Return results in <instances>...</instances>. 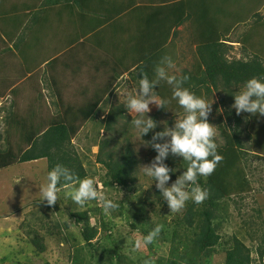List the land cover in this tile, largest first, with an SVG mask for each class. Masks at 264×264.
Masks as SVG:
<instances>
[{
    "label": "trees",
    "instance_id": "trees-1",
    "mask_svg": "<svg viewBox=\"0 0 264 264\" xmlns=\"http://www.w3.org/2000/svg\"><path fill=\"white\" fill-rule=\"evenodd\" d=\"M196 1L198 0H126L120 9L130 8V14L139 21L134 33L125 43L124 51L128 57L116 60L113 56V63L120 67L119 70L118 67L117 70L116 67L110 69L96 68V72L101 71V74L106 77L110 72L112 75L110 77L113 78L110 85L114 86L118 85L113 81L122 74L121 71L123 73L128 72L129 80L136 85L139 84L141 73L150 79L154 78V68L163 57H171L176 65L179 64L177 59L181 58L183 54L181 53L178 58L171 48L174 44L169 41L177 35L176 28L182 25L187 18H191L195 24V27L192 26L194 30L197 28L204 30L201 31V34L192 33L196 38L200 37L196 43V50H194L198 60L197 64L192 63L191 69L180 68L179 75L189 77L184 87L189 88L197 96H203L209 100L213 94L217 95V103L214 104V108L219 106L223 108V118L218 114L211 121L210 114L208 116L210 124L216 121L218 125L217 129L221 142L218 143L216 137L215 139L222 160L211 175L198 178L200 187L208 193L205 201L202 204H194L190 200L186 203L182 214L175 213L169 221L163 218L152 222L144 213L145 206L153 210L156 205L158 209H162L167 204L160 197L159 190L155 187L152 193L153 197L147 191L142 198V204L138 206V212L130 214V232H138L143 240V237L156 225L161 226L158 236L153 243L146 245V247L152 250L154 247H158V244H167L168 251L165 256L156 257L154 264H200L202 258H209L212 255H221L223 264H255L251 250L243 241L235 235L231 236L230 242L225 241L218 231L220 230L219 219L227 213L228 200H233V197L242 198L251 190V182L247 175L248 159L252 157L249 140L252 134L259 131L264 132V116L251 115L246 112L237 114L232 108L233 94L238 91L237 86H242L249 78L264 76V51L257 45L258 34L251 31V49L247 47L249 39L246 40L243 36L244 46L241 49V56L229 58L227 53L231 46L226 45L223 39L232 25L246 22L250 15L252 18L254 16L261 18L258 24H263L264 15H260L258 8L251 13V8L262 7L264 11V0H246V4L243 3V0H238L239 3L233 4V8H237L236 14L242 15L223 17L221 20L215 19L216 17L209 14L210 12L204 11L205 14L199 11V15L187 16V9H191V13L195 11L194 3L197 4ZM115 2L116 0H42L38 9L30 13L31 28L25 27L28 29L27 32H24L23 35H16L13 47H8V41L12 39L14 33L1 31L0 72L2 68L7 66L5 58L12 54L13 48L18 51L21 60L31 56L26 49L29 48V41L37 39L33 34V26H37L35 28L38 30L40 27L49 24L48 21L52 18H62L64 14H68L73 26L79 31L76 33L72 31L74 34L72 32L67 34V42L72 43L85 34L87 31L85 28L88 26L91 27L89 29H92L101 27L109 20L111 21V14L107 11V5L117 4ZM137 3H139L138 6L135 5ZM256 22L257 20H255ZM115 35L113 34L111 37ZM103 36L104 34L94 36L91 42L101 47ZM190 41L193 42L194 39L191 37ZM118 43L120 42L118 41ZM107 51L114 54L116 49H107ZM67 55L60 56L52 63L63 61V64L67 65V58H69V64L72 66L73 57ZM73 61L76 63L75 67L79 69L82 62L75 58ZM13 66L14 70H11L10 73L18 72L22 63H13L10 68L13 69ZM93 70L95 71V68ZM23 75L25 73L22 71L20 76ZM37 75V73H33L28 79L33 86L32 96L39 91V88L35 87ZM104 80L107 79L100 80L101 84L105 82ZM101 91L95 99L90 97L89 101L82 105L83 107L81 106L82 108L78 112L74 108L80 106H70L61 102L60 106L63 112L56 115L52 123L48 119V124H45L44 120H40L36 124L33 118L35 116L25 117L24 121L28 122L31 128L25 127L24 133H18L17 139L19 141H17L16 146L7 144V147L0 148V169L15 163L43 158L47 161V172L60 164L70 169L76 177L71 184L60 183L57 186L58 190L76 185L79 180L87 178V171L82 164L81 157L74 150L73 140L79 134L81 126L91 120V122H95V127L98 128L95 133L94 146L97 147L95 161L105 168V173L100 180L102 187L127 189L129 191L131 185L137 180L138 165V158L133 145L129 137L124 135L132 116L127 114L128 109L124 103L120 102L111 106L105 116L100 119L101 108L97 109V103L101 99V94L104 95L109 89L107 87ZM154 95L160 100H170L172 89L166 83L161 82ZM32 96L30 100L34 101ZM168 107L171 110L159 107L155 114L149 116L156 121L157 127L144 136L145 141L151 140L154 132L163 130L164 123H159L160 116L169 115L165 121L169 127L173 125L176 116H183V110L175 101H171ZM242 123H244L243 126H241ZM249 128L251 134L246 131ZM100 130L111 133L112 136L102 138ZM24 134L25 136H22ZM108 146L109 148L105 149ZM149 150L154 158L157 153L150 146ZM261 151L263 152V150ZM257 153L260 154V152ZM165 163L170 169L174 168V171L177 169V171L170 173L169 182H174L183 172V167L187 166L181 157L171 155ZM133 190L137 191L138 188ZM115 201L119 205L117 208L118 216H122L128 208L122 200ZM220 211H223L224 214H219ZM109 213L111 216L105 219V211L97 205L93 208L88 207L70 213L74 217V223L79 232L78 239L73 237L67 254V258L72 264H135L134 260L122 251L124 246H127L124 239L114 236L115 223L112 221L114 210L109 211ZM139 217H142L141 219L144 221L139 222ZM55 225L60 226L58 223ZM64 225L66 226V224ZM61 240L68 242L69 238L63 235ZM31 241L36 246L37 251L45 250L43 239L38 234H35ZM147 248L146 254L139 259H144V262H153ZM255 254L259 259L257 264H264V262L260 263L264 256L263 244L256 247Z\"/></svg>",
    "mask_w": 264,
    "mask_h": 264
},
{
    "label": "rangeland",
    "instance_id": "rangeland-1",
    "mask_svg": "<svg viewBox=\"0 0 264 264\" xmlns=\"http://www.w3.org/2000/svg\"><path fill=\"white\" fill-rule=\"evenodd\" d=\"M5 1L8 4L13 3L11 0ZM12 13L15 12L13 11ZM238 16L239 14H237V17ZM31 19L32 18L29 16V22ZM242 20L244 19L242 18ZM255 20H257L256 23ZM260 21L261 18L254 16V18H250V20L248 19V21L245 22V25L243 23H239V25L237 24L236 28H234L236 25H232L230 28L231 33L229 32V38L231 40L239 41L241 40V34L239 33L244 31L245 33L242 35L246 40L249 39V44H247V47L251 49V31L256 32L258 34L257 45L260 46L264 51V23L258 24ZM59 23V20L55 21V19L52 18L47 29L50 32L65 30L66 25H58ZM43 27V29H39L40 33L38 32L34 35L45 36L48 31L46 30L45 25ZM12 29L15 30L14 27H12ZM27 31L28 29L23 27L17 36L21 34L23 35L24 32ZM59 36L60 39L56 40L54 49H58L64 42L67 41V34L61 33ZM189 37H192V39L196 38L194 34H190ZM46 41L52 43L53 39L47 37ZM241 45L242 44L240 41L238 43L234 41L233 44L230 45L231 48L228 49L227 56L229 58L240 57L242 54ZM185 46L180 45L179 48H176V50L182 52L183 49L187 48V46ZM180 48L183 49L180 50ZM47 49L50 50L51 48ZM42 50L43 48L33 49L31 51V55L42 53ZM96 50V54L94 51L93 52L98 58V53L104 51V49H98L96 46ZM27 52L29 54L30 50H27ZM48 53L49 52H46V49H44L42 53L43 57H46V54ZM178 55L179 54H177V56ZM188 58L189 57L187 56H185V58H179L177 60L179 63L177 65L178 68H172L170 71H174V69L177 70L179 67L184 65L187 66L190 60H188ZM76 59L78 60V58ZM193 62L195 61L191 59V64ZM75 65L76 63H74L72 58L71 74H63L59 71L60 69H58L59 74H55V78L57 80V83L55 80V86L68 89V85L70 83L74 85L77 82V79H79V74H77V67H75ZM173 73L180 74V72L177 71ZM119 83L120 84L116 85L112 89L111 94L104 102L105 104L102 103V109H107L108 107L116 105L120 102L124 103L128 96L136 95V89L138 88L139 84L136 85L129 82L127 75H125L123 80H120ZM87 91L89 92L90 88H88ZM101 92V90L94 91L90 94V96L95 99ZM73 93L76 92L73 91ZM47 97L50 107L49 109L46 107V110H42L40 115L45 120L50 118L48 112H50L51 116L55 114L54 112L56 110V106H53L52 100L55 99V102L59 105L57 96ZM79 98L80 97L77 96L72 97L74 103L73 106H79ZM155 98L160 100L159 97L155 96ZM212 98L213 104L212 111L210 113L211 121L218 114L221 117L223 115L222 107L219 106L216 109L214 108V104L217 103L218 96L213 94L209 101H211ZM22 99L27 100V103H24L21 108H18L17 111L19 112L5 118V120L9 123L8 131L15 134V136L20 132L24 133L25 128H21V120L26 117V115H28L24 114L26 109L30 105H33L31 104L32 100H28L30 99L29 95L26 94ZM64 99L69 100L70 95L67 96V99ZM88 101L89 97L86 98L82 105L86 104ZM67 102L70 103V101ZM43 103L44 98L40 97L38 105L40 106ZM82 105H80L79 108H74V110L78 112L79 109L83 107ZM158 108L159 106H157L154 102L150 103V110L147 115L150 116L155 114ZM127 114L132 116V113L129 111H127ZM133 116H135V114H133ZM167 118H169V115L160 116L159 123L163 124ZM130 121L125 129L124 135L129 137L133 145L134 152L138 158V165L137 180L133 185H131L132 187L129 191L127 189H109L102 187L100 180L105 173V168L95 161L97 152V147L94 146L96 138L95 133L96 130H98V128L95 127V122L88 121V124L82 128L77 137L74 138L73 146L75 152H77L81 157L82 164L87 171L86 179H92L94 181L98 193L101 195H106L109 199L114 201L122 200L126 208L129 210L125 211L122 216H118V210L115 209L114 217H112V221L115 223L113 229L114 236L122 237L128 246H124L122 251L131 259H133L135 264H154L156 257L165 256L167 254L168 245L158 244V247H154L151 250L148 249L146 245L142 244L140 248H137V242L142 241L141 235L136 231L130 232L129 227V222L131 221L130 214L132 215L138 212V206L142 204V198L145 196L147 191L153 197L152 193L156 187L155 182H153L152 185L148 187V185L152 182L151 179L144 176L139 170L140 166L149 164L153 160V155L149 150V146L146 147L139 141L135 131L130 126ZM243 124L244 123H242L241 126H243ZM213 125H215L214 128L217 142L220 143L221 138L219 136V131L217 129L218 125L216 124V121L213 122ZM246 131L247 133L251 134L250 128L246 129ZM100 133L102 134V138H108L109 136H112L111 133H106L104 130H100ZM8 141L9 140H6V142ZM4 146L6 145H0V148H3ZM249 146H251V153L254 154H251L252 157L248 159L247 165V175L251 182V190L244 194L242 198L233 197V200H228V207L226 210L227 213L224 214L223 211H220L219 213L224 214V216L219 219L220 230L218 232L220 233L223 240H228L229 242L232 235L237 236V238L243 241V243L251 250V256L254 260V263L257 264L259 263V259L256 257L255 249L258 245H264V132L259 131L255 134H252V137L249 140ZM108 148L109 146L105 149ZM261 150H263V152ZM257 152H260V154ZM46 175L47 161L45 159L24 164L16 163L9 166V168L0 169V264H72L68 260L67 254L69 247L72 244L73 237L78 239L79 232L78 227L74 223V217L70 213L76 210H84L88 207L93 208L96 205L102 207L101 202L97 201L89 202L87 206L83 208L73 203L67 197V193L74 190L76 185L58 190L59 200L55 205L49 206L46 201L39 202V193L37 192L39 191V185L46 182ZM168 183L171 185L173 181ZM135 188H138L139 191H134L133 189ZM146 207L148 206H145L144 213L152 222H156L163 218H165L166 221H169L175 215V213L170 212V208L167 204L162 209H158L157 205L153 207V210L149 209V207ZM184 208L178 213L182 214L184 212ZM105 214V219H108L111 216L109 212ZM141 218L142 217L138 218L139 222L144 221ZM91 221L93 222V219H91ZM56 223H58L60 226H56ZM64 224H66V226ZM34 233L38 234L39 237H42L45 246L44 251H37L36 246L31 241L32 237L35 235ZM63 235H66L69 238L68 242L61 240ZM99 242H101V240H99ZM146 248L149 250V255L151 256L153 262H144V259H139L146 254ZM261 262H264V256L262 257L260 263ZM200 264H223V258L221 255H212L209 258H202Z\"/></svg>",
    "mask_w": 264,
    "mask_h": 264
},
{
    "label": "crops",
    "instance_id": "crops-1",
    "mask_svg": "<svg viewBox=\"0 0 264 264\" xmlns=\"http://www.w3.org/2000/svg\"><path fill=\"white\" fill-rule=\"evenodd\" d=\"M41 1L42 0H11V2H13L14 4L13 3L8 4L5 0H2V2L0 0V33L1 31L10 32V33L14 32V36L12 37L10 41H8L9 48L13 47L14 39L16 35L19 33V31L23 27L25 28V27L32 25L31 21L29 22L30 13L38 9ZM245 1L246 0H243V3L246 4ZM125 2L126 0H116L115 3L117 4H113V3L112 5L108 4L107 11L109 12V14H111L110 15V17L112 18L111 21L109 20L105 22L101 27H94L92 29H89L91 27L88 26L87 28H85L88 30L85 32L84 35H82L81 37H79L77 40H75L72 43H68L67 41L64 42L58 49L57 48L54 49V48L56 45V40L60 39L59 35L61 33L68 34V33H71L72 31L74 33L79 32V31L75 29L74 26H71L73 25L72 24L73 22L71 21L70 16L68 14L67 15L64 14L62 18H58V17L55 18V21L59 20L60 22L58 25H66L65 30H61V31L58 30V31L50 32L47 29V27L50 25V21L52 19L49 20L48 21L49 24L45 25L48 33L45 36L36 35L35 38L38 37V40L32 39L33 41L32 40L29 41L28 46L30 47L26 49V50H30L29 52L30 54L33 49L43 48V50L41 51L42 53L44 49H46V52H49L48 54H46V57H43V54L39 53L37 55H31L29 57H26L27 59H24V60L22 59L23 60L22 61L18 51H16L13 48L12 54L9 57L5 58L7 66L2 68V71L0 72V145L3 146V145L10 144V145L16 146L18 143L17 141H19L17 139L19 134H16L15 136V134L8 131L9 123L8 121L5 120V118L12 116L13 114L19 112L17 111L18 108H21V106L24 105V103H27V100L22 99L26 94L29 95V98L32 96L31 91H32L33 86L28 81V79L33 73L38 74L37 75V78H38L37 85L35 87L37 89L39 88V91L35 92V95L32 96L34 98L33 99L34 101H32L31 104H33L34 106L30 105L26 109V112L24 114L25 115L28 114L26 115V118L35 116L33 118L35 119L36 124L40 120H44L45 124H48L47 123L48 121L52 123L53 118L56 115H59V113L62 114L63 112L60 106L61 102L66 103L67 105L73 106L74 103H73L72 97L77 96V97H80L79 98V106H80L84 103L87 97L89 98L92 97L90 96L92 92L98 91L101 89L103 90L108 87L109 91L106 92L104 95L101 94V99L97 103V109L101 108V111L99 113V118L102 119L105 116L106 112L108 111L110 107H108L107 109L106 108L102 109V106H103L102 103L106 101V99L111 94L112 89L116 85L115 86L110 85L113 79L110 77L112 76L110 72L108 73L106 77L101 74V71L96 72V68L110 69L112 67H116V70H117L118 65L117 64L115 65L113 63L114 62L113 56L114 58H116V60H118V58H122V57L126 58V56L128 57V54H126L125 53L126 51H124L126 47L125 43L129 39L130 35L134 33L136 26L139 24V21L137 20V18L130 14V8L125 7V8H122V10L120 9L122 7L121 5L124 4ZM196 2L197 4L194 3L195 11L193 13H191V9L186 10L187 16H195L196 14L199 15V11H200L202 14H205L204 12H210L209 14L216 17L215 19L219 18L220 20L223 17H230V16L237 17V14L235 13V10L237 8H233V4H235L236 2L239 3L238 0H229V1L228 0H198ZM33 4H36V5H33ZM138 4L139 3L135 5L138 6ZM256 8H258L257 10L260 11V14L264 13L262 7H257V6H255V8H251V13L255 11ZM13 11L15 13H12ZM241 15L242 14H239V16ZM241 23L245 25V22H241ZM194 25L195 24L194 22H192L191 18H187L183 22L182 25L176 28L177 35L172 40L169 39L170 40L169 42H171V44L172 43L174 44L173 47L171 46V48H173L174 52L176 53V56L177 54H179L177 56L178 58L180 57V53H182L183 55L181 58H185V56H187L189 57L188 60L190 59L189 64L187 66L184 65L182 67H179V69L177 70L174 69V71L172 72H176V71L180 72V68H184V67L191 69V66H192L191 59L195 61L193 62V64L195 63L197 64L198 56L194 50H196V43L198 42V39L200 37L198 36V38L194 39V41L191 42L190 41L191 37H189V35L194 32H198V34H201V31H204V30L200 28H197L194 30L192 27ZM90 26L92 25L90 24ZM12 27H14L15 30H13ZM35 27L37 26H33V34L38 33V32L40 33L39 29L41 30L44 28L42 26L37 30ZM236 27L237 25L234 28ZM56 32L58 33V35ZM73 32L72 34H74ZM229 32L231 33V31ZM229 32H228V35L224 38L226 40L223 39L224 43L230 46L233 44L234 41L237 43L240 41V43L242 44L241 45V49H242L244 46L243 41H242V37H243L242 34H244L245 32L241 31V33H239L241 34V40L239 41L231 40L229 38L230 36ZM97 33L104 34L103 39L101 40L102 42L101 47L99 45H94L91 42L94 36L99 35ZM112 34H116V35L114 37H111ZM47 37L52 38L53 42L52 43L47 42L46 41ZM118 41L120 43H118ZM180 45H184V46L186 45L187 48L185 49L180 48V50L181 49L183 50L182 52H179L176 50V48H179ZM96 46L98 49H105V51H101L100 53H98L99 55L98 58L95 55L97 53ZM47 48H51V49L48 50ZM107 49L108 50L116 49V51L113 54L111 51L108 52ZM93 51L95 52V54ZM62 55L73 57V59L78 58V60L82 62L80 68L77 69V74H79V79H77V82L74 85L70 83L68 85L69 87L68 89H63L61 87L59 88V86H55V80H56L55 74L56 75L59 74V71L63 74H68V73L71 74L72 72V69L70 66L71 64H69V58H67L68 59L67 65H64L63 61L56 62L55 64L52 63L53 60L59 58ZM12 62L22 63L23 68L20 67L19 68L20 70L16 73L15 72L10 73V71L13 70L10 68L13 65ZM175 67L178 68V66L174 63V68ZM94 68H95V71L93 70ZM58 69L60 70L58 71ZM119 69L120 67H118V70ZM22 71L23 73H25V75L20 76ZM121 73L122 74L118 75V77H116L115 80L113 81L116 84L117 83L120 84L119 83L120 81L118 82V80H123L124 76L127 75L128 72L123 73L121 71ZM127 76H128V81L131 82L129 80V75ZM103 79H107V80H104L105 82L101 84L100 80H103ZM56 83H57V80H56ZM88 88H90L89 92L87 91ZM73 91H75L76 93H73ZM68 95H70V99L65 100L64 98L67 99ZM47 96H50V97L57 96V100L59 102V105H58V103L55 102V99L52 100L53 106H56V110L54 112L56 115L53 114L51 116L50 112H48L50 116L48 121L45 119H42V117L40 116L42 110H46V107L49 109L50 107V103L48 101ZM40 97L44 98V103L39 106L38 102H39ZM67 101H70V103H68ZM24 119L25 117L21 120L22 122L21 128L26 127L27 129H29L28 127H30V124H28V122H25ZM87 124H88V121L85 122V124L81 126L80 131ZM22 136H25V134ZM6 140H9V141L6 142ZM23 142H24V139L22 141V144ZM42 159H37V160H34L33 162L39 161ZM24 163H29V162H23L22 164ZM5 168H9V166Z\"/></svg>",
    "mask_w": 264,
    "mask_h": 264
},
{
    "label": "clouds",
    "instance_id": "clouds-1",
    "mask_svg": "<svg viewBox=\"0 0 264 264\" xmlns=\"http://www.w3.org/2000/svg\"><path fill=\"white\" fill-rule=\"evenodd\" d=\"M172 68H174V61L171 57L165 56L155 66L154 78L150 79L141 73L136 95L128 96L124 104L132 113L130 126L139 141L146 147L150 146L157 153L149 164L140 166L139 170L151 179L152 182L148 187L155 182L160 197L167 202L170 212L178 213L190 200L194 204H202L205 201L208 193L200 187L198 178L211 175L222 160V156L218 152L215 139V125L208 122L213 98L209 101L184 87L189 77L170 72ZM161 82L171 87L170 100L155 98V91ZM237 88L238 91L233 94L232 105L236 113L246 112L264 116V76L249 78ZM171 101H175L183 110V116L175 115L176 118L171 127L164 122L163 130L154 132L151 140L145 141L144 136L157 127L156 121L147 115L150 110L149 104L154 102L159 107L170 109L168 105ZM170 155L181 157L187 164L171 185L168 183L171 179L170 173L177 169L174 171V168L170 169L165 163ZM75 179L70 169L57 164L47 172L46 182L39 185L38 201H46L49 206L55 205L59 200L57 186L62 182L71 184ZM67 197L81 208L92 201L101 202L105 213L119 206L116 201L99 194L92 179L79 180L74 190L67 193ZM160 231L161 226L156 225L143 237L142 241L137 242L136 247L140 248L142 244L153 243Z\"/></svg>",
    "mask_w": 264,
    "mask_h": 264
}]
</instances>
